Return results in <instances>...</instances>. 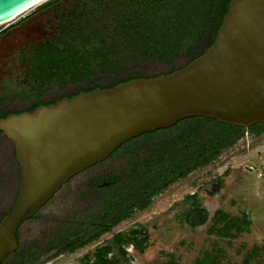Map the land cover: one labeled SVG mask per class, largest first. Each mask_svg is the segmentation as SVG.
Returning <instances> with one entry per match:
<instances>
[{"label": "flooded vegetation", "instance_id": "af4514ba", "mask_svg": "<svg viewBox=\"0 0 264 264\" xmlns=\"http://www.w3.org/2000/svg\"><path fill=\"white\" fill-rule=\"evenodd\" d=\"M113 2L54 0L0 31V120L55 105L90 89L107 87L98 84L102 80L112 77L116 80L117 74L101 68V60L94 55L93 50L97 49L93 47H105V41H67L74 34L84 32L96 40L99 34L95 32L103 30L110 19L106 18V9H112ZM68 46H75L79 57L93 53L87 64L90 66L87 76H83L80 67L83 64L74 74V69L67 74L56 63H41L46 50H64ZM104 49L109 62L119 65L121 76V54ZM127 61L137 64L135 59ZM108 75L109 78L105 77ZM67 86H74L75 91L58 96L57 90ZM49 95L52 98L46 99ZM16 103L26 106L13 109L11 106ZM176 125L124 143L108 159L72 177L21 225L19 247L3 264H61L66 257H75L80 251L84 255L79 264H135L136 256L145 253L150 235L148 226L138 224L139 214L150 209L165 190L202 168L198 163L188 165L184 155L171 163L154 161L161 157L155 154L156 145L177 142ZM255 126L244 128L243 132L237 130L241 134L236 141L264 135V130L257 134L263 127ZM159 134L163 140L156 137ZM225 149L217 151L215 159ZM223 184V179H215L209 193H218L217 188ZM200 198L199 191L184 197L189 204L184 221L190 226H195L191 211L201 208L207 213ZM173 211L180 215L179 209ZM195 215L198 221V214Z\"/></svg>", "mask_w": 264, "mask_h": 264}, {"label": "water", "instance_id": "95a60500", "mask_svg": "<svg viewBox=\"0 0 264 264\" xmlns=\"http://www.w3.org/2000/svg\"><path fill=\"white\" fill-rule=\"evenodd\" d=\"M41 1L0 0V27ZM194 117L245 129L264 124V0H233L214 45L172 74L0 120L21 174L16 203L0 223V264L17 251L21 225L72 177L134 138ZM190 215L195 226L208 219L201 208Z\"/></svg>", "mask_w": 264, "mask_h": 264}, {"label": "rangeland", "instance_id": "374dc122", "mask_svg": "<svg viewBox=\"0 0 264 264\" xmlns=\"http://www.w3.org/2000/svg\"><path fill=\"white\" fill-rule=\"evenodd\" d=\"M51 1L54 0H47L4 24L0 31ZM185 65L183 59L173 65L146 63L139 66L127 61L126 72L121 75L127 76L133 71L141 79H150ZM105 77L109 78V75ZM113 79L98 84L108 86L115 81ZM73 91L74 86H67L58 89L57 95ZM50 98V95L46 97ZM25 106L26 103H16L11 107L22 109ZM162 136L156 137L163 140ZM215 179H223L224 184L217 188L218 193H209ZM20 180L14 146L0 134V223L16 203ZM196 191L202 195L200 199L208 213V220L200 227L184 221L189 210L184 197ZM173 208L179 209L180 215L176 216ZM221 214L245 217L249 226L240 235L233 231L229 237H222L217 233L221 226L217 225V219ZM138 224L148 226L150 235L145 253L136 256L135 264H195L206 254L216 257L217 264H264V135L236 141L210 165L193 171L186 179L165 190L150 209L139 214ZM83 255L80 251L75 257H66L61 264H79Z\"/></svg>", "mask_w": 264, "mask_h": 264}, {"label": "trees", "instance_id": "16d2710c", "mask_svg": "<svg viewBox=\"0 0 264 264\" xmlns=\"http://www.w3.org/2000/svg\"><path fill=\"white\" fill-rule=\"evenodd\" d=\"M114 1L112 9H106L108 12L106 18H110L109 21L103 25V30L95 32L99 34L96 40H92L86 36L85 32H81L83 34L76 33L67 41H105L106 50L111 49L121 54L122 74L126 72L125 61L131 59H135L139 66L146 63L173 65L175 61L183 59L186 60L185 66H187L200 58L214 45L233 0ZM100 47L99 49L93 47L99 52L93 50L95 58L101 60L99 66L117 74L116 80L102 88L103 90L141 79L133 71L127 76L118 75L119 65L115 61L109 62V58L105 55V47L102 45ZM91 54L93 55V53L86 52L79 57L77 48L68 46L64 50H46L41 56V63L43 65L48 62L56 63L59 68H64L67 74L72 72L71 69H74V74L75 69L83 64L80 67H82V73L85 74L83 76H87L90 70L87 64L91 59ZM67 67H70L69 70L66 69ZM180 69L171 68L167 74ZM94 90L90 89L88 92ZM175 127L178 134L177 142L173 144L170 141L156 145L155 154L158 153L161 157L155 158V162L161 160L171 163L179 159L180 155H184L188 165L198 163L200 167L208 166L217 156V151L228 148L236 142L241 134L236 131L242 130L243 132L244 130L241 127L230 126L203 117L186 119L177 123ZM255 127H263L262 130H257L258 135L264 130V124ZM149 135L145 134L147 137ZM219 224L221 226H218L217 233L222 237H229L233 231L236 235H240L249 226L245 217L235 218L227 214L219 215L217 225ZM195 264H217V258L206 254Z\"/></svg>", "mask_w": 264, "mask_h": 264}, {"label": "bare ground", "instance_id": "6f19581e", "mask_svg": "<svg viewBox=\"0 0 264 264\" xmlns=\"http://www.w3.org/2000/svg\"><path fill=\"white\" fill-rule=\"evenodd\" d=\"M45 1H47V0H43V1L39 2L38 6L41 5V4H42L43 2H45Z\"/></svg>", "mask_w": 264, "mask_h": 264}]
</instances>
